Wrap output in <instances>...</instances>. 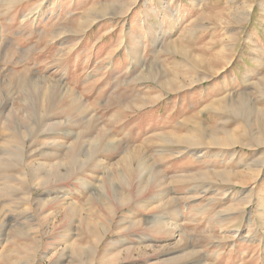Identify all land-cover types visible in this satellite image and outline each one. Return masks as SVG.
Wrapping results in <instances>:
<instances>
[{"label": "rangeland", "instance_id": "rangeland-1", "mask_svg": "<svg viewBox=\"0 0 264 264\" xmlns=\"http://www.w3.org/2000/svg\"><path fill=\"white\" fill-rule=\"evenodd\" d=\"M0 264H264V0H0Z\"/></svg>", "mask_w": 264, "mask_h": 264}, {"label": "bare ground", "instance_id": "bare-ground-1", "mask_svg": "<svg viewBox=\"0 0 264 264\" xmlns=\"http://www.w3.org/2000/svg\"><path fill=\"white\" fill-rule=\"evenodd\" d=\"M215 110H217V111H219L218 113H221V112H226V111H228V110H230V111H232V112H234V114H237V116L239 117V118H242V110H241V108L240 107H238V106H236V107H234V106H228V107H221V106H219L217 109H215ZM230 113V112H229ZM220 115V114H219ZM224 116V115H223ZM226 116V115H225ZM190 125H194L195 126V128L193 129L194 130V132H192V133H194V134H196V135H193V134H191V135H184V136H180V137H178L177 138V140L179 141V142H181V143H183V144H186L187 146H190V147H194V146H197V143H196V140H200V139H197V138H201V137H203L204 135H203V130H202V128L200 129V128H198V126L200 125V122L198 121V119H197V116H194L193 118H190L188 121H187ZM188 123H185V124H188ZM243 127V126H242ZM237 129V128H236ZM218 131H220L221 132V134L223 133V134H225L226 135V133H225V131H224V129H221V128H219V129H215L214 131H212V134H215L216 132H218ZM247 132H248V130H247ZM230 133H232V132H230ZM250 134V133H249ZM228 135V134H227ZM164 136V135H163ZM260 136V135H259ZM226 138H224V139H222V141L221 142H224V144H227V145H230V144H235V143H237V142H239L240 141V138H230V137H228V136H225ZM175 138V137H174ZM220 138V137H219ZM163 140V139H162ZM215 140H213V138H212V142H213V144L215 145V143L216 142H214ZM110 142V141H109ZM211 142V141H210ZM220 141H218L216 144H218ZM196 144V145H195ZM200 144V143H199ZM93 145V144H92ZM106 147V146H105ZM110 147V146H109ZM127 156V155H126ZM125 168H126V170L129 172L130 171V167L126 164L125 165ZM219 176H221L220 174H218V177ZM215 177H217V175H215ZM226 178V177H225ZM109 181V180H108ZM224 181V180H223ZM226 181V180H225ZM158 220V219H157ZM156 224V223H155ZM158 224V223H157ZM76 251H77V255H78V258H80V257H82V256H85L86 254H92V252H91V250L90 251H84L83 249H81V248H78V249H76ZM88 257V256H87ZM90 258V257H89ZM80 260H81V258H80Z\"/></svg>", "mask_w": 264, "mask_h": 264}]
</instances>
